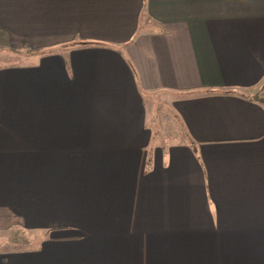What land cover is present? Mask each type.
<instances>
[{"label": "crops", "instance_id": "obj_1", "mask_svg": "<svg viewBox=\"0 0 264 264\" xmlns=\"http://www.w3.org/2000/svg\"><path fill=\"white\" fill-rule=\"evenodd\" d=\"M1 46L0 264H264V0H0Z\"/></svg>", "mask_w": 264, "mask_h": 264}, {"label": "rangeland", "instance_id": "obj_2", "mask_svg": "<svg viewBox=\"0 0 264 264\" xmlns=\"http://www.w3.org/2000/svg\"><path fill=\"white\" fill-rule=\"evenodd\" d=\"M52 39H56V38H52ZM15 51V52H14ZM0 65H13V62L17 61V59L19 60L22 57H14L13 58H7V56H11L14 55L15 56H26L23 58H31V56H29V54H26V48L19 46L17 47L15 50H8L7 47L6 49L3 48V46L0 47ZM3 58L6 60H3ZM22 60V59H21ZM25 71H22V73H24ZM165 102H163L161 100V98L158 97V100L155 99V103H154V113L153 115H151L150 117V122H147V128L146 131L143 133L148 135V130H152L151 132L149 131V136L148 139L146 137L141 136V134L139 133H129L128 136L124 137L122 140H128L131 137H135L136 136V140L137 142H141V143H146L147 141L150 140V144L148 146V148H154V142H156V140L159 138L161 141H166L167 138L165 137V134L162 132V124L163 123V115H158V113L161 114H167L168 112V106L169 104H164ZM134 112V111H133ZM161 122V123H160ZM156 131V132H155ZM29 238H30V234L29 231H23L21 229H16V230H11V231H6L3 233H0V249H4V248H9V247H27L29 246Z\"/></svg>", "mask_w": 264, "mask_h": 264}, {"label": "trees", "instance_id": "obj_3", "mask_svg": "<svg viewBox=\"0 0 264 264\" xmlns=\"http://www.w3.org/2000/svg\"><path fill=\"white\" fill-rule=\"evenodd\" d=\"M84 43H85V42H84ZM86 43H94V42L89 41V42H86ZM255 97H256L259 101H264V98L261 97L259 94H256Z\"/></svg>", "mask_w": 264, "mask_h": 264}]
</instances>
